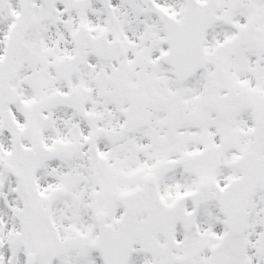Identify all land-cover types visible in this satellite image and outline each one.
<instances>
[{
    "label": "snow or ice",
    "instance_id": "obj_1",
    "mask_svg": "<svg viewBox=\"0 0 264 264\" xmlns=\"http://www.w3.org/2000/svg\"><path fill=\"white\" fill-rule=\"evenodd\" d=\"M0 264H264V0H0Z\"/></svg>",
    "mask_w": 264,
    "mask_h": 264
}]
</instances>
